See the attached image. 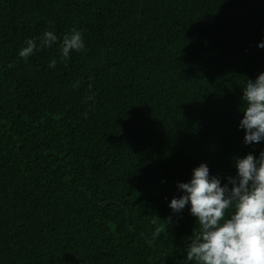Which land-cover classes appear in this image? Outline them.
Listing matches in <instances>:
<instances>
[{
  "label": "trees",
  "instance_id": "16d2710c",
  "mask_svg": "<svg viewBox=\"0 0 264 264\" xmlns=\"http://www.w3.org/2000/svg\"><path fill=\"white\" fill-rule=\"evenodd\" d=\"M261 43L264 0H0V264H186L177 185L264 151L239 127Z\"/></svg>",
  "mask_w": 264,
  "mask_h": 264
},
{
  "label": "clouds",
  "instance_id": "9594fccd",
  "mask_svg": "<svg viewBox=\"0 0 264 264\" xmlns=\"http://www.w3.org/2000/svg\"><path fill=\"white\" fill-rule=\"evenodd\" d=\"M57 40L53 31L45 30L41 37L25 41L26 47L20 50L19 57L27 61L34 51L49 48ZM258 47L264 48V43ZM84 48L82 33L73 29L63 36L61 60L67 62L71 52H81ZM56 64L53 59L48 67L55 68ZM242 101L245 105L239 127L245 132L244 143L258 144L264 141V73L254 82L246 80ZM235 167L237 176L228 177L224 186L219 178L210 176L209 168L203 163L193 169L190 182L177 185L183 195L173 198L169 207L180 213L190 204V213L197 218L198 226L190 238L186 264L193 261L195 264H264V151L258 159L252 154L236 159ZM230 207L235 210L226 218ZM159 233L157 228L154 236Z\"/></svg>",
  "mask_w": 264,
  "mask_h": 264
}]
</instances>
